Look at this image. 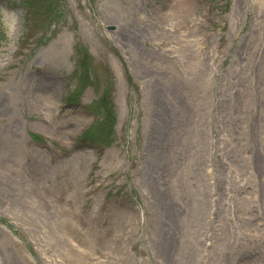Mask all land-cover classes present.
<instances>
[{
    "label": "rangeland",
    "instance_id": "374dc122",
    "mask_svg": "<svg viewBox=\"0 0 264 264\" xmlns=\"http://www.w3.org/2000/svg\"><path fill=\"white\" fill-rule=\"evenodd\" d=\"M0 264H264V0H0Z\"/></svg>",
    "mask_w": 264,
    "mask_h": 264
}]
</instances>
